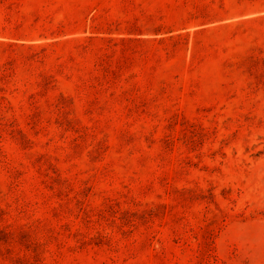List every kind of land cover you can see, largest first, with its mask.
<instances>
[{
	"label": "rangeland",
	"instance_id": "rangeland-1",
	"mask_svg": "<svg viewBox=\"0 0 264 264\" xmlns=\"http://www.w3.org/2000/svg\"><path fill=\"white\" fill-rule=\"evenodd\" d=\"M0 264H264V0H0Z\"/></svg>",
	"mask_w": 264,
	"mask_h": 264
}]
</instances>
